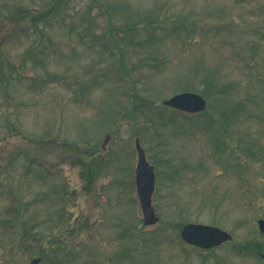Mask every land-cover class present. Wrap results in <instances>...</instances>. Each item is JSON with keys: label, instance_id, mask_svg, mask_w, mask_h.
Masks as SVG:
<instances>
[{"label": "rangeland", "instance_id": "rangeland-1", "mask_svg": "<svg viewBox=\"0 0 264 264\" xmlns=\"http://www.w3.org/2000/svg\"><path fill=\"white\" fill-rule=\"evenodd\" d=\"M51 1L0 0V19L7 8ZM66 2L42 50H32L31 31L10 35L0 23V221L9 205L20 218L0 227V264H27L41 249L39 264H219L209 254L264 264L245 249L259 243L264 252V0ZM155 19L185 21L177 27L195 41L168 25L152 37L150 25L124 31ZM27 70L59 78L33 90L19 77ZM183 90L206 93V110L188 116L162 105ZM136 137L156 174L159 220L150 226L134 187ZM90 158L85 177L81 160ZM187 222L223 228L232 242L186 245Z\"/></svg>", "mask_w": 264, "mask_h": 264}, {"label": "trees", "instance_id": "trees-1", "mask_svg": "<svg viewBox=\"0 0 264 264\" xmlns=\"http://www.w3.org/2000/svg\"><path fill=\"white\" fill-rule=\"evenodd\" d=\"M67 0H53L51 2L44 3L38 7H34L33 10H28L27 8H23L20 6H16L14 9L7 8L6 12L2 13L0 23L4 24L5 28H8L10 26V35H15V34H22V33H31L35 34V41L37 43L32 47V50H42L45 46L44 41V36L47 33L46 29L50 28L53 26V22L60 20H64L65 17L67 16ZM96 3V2H95ZM218 23V22H217ZM214 25L212 27V30L215 33L220 32V26L218 24ZM111 17L108 19V25H111ZM196 24V23H195ZM139 25H146L147 27L153 26L151 28V32H149V36H153L155 32H157V26L159 27H164V31L166 30V26H170L173 30L174 37L176 38L177 34H179L178 30H182V36L178 37L177 39L182 40L184 42L186 40L193 42L195 41V38L193 36H189L191 30L189 28H184V27H177V26H188V24L185 21H175L173 23L169 22L168 20H160V19H155L150 21V23H144L142 20H138L134 23L131 24H124V31L128 30V32L131 31H136L137 26ZM197 27V24H196ZM196 27L194 30H196ZM112 32L108 31V36H111V40H113V44L116 42L113 39V36L111 34ZM128 34V33H127ZM132 37H134L135 33H130ZM104 41L106 42V36L103 38ZM48 40V39H47ZM46 40V41H47ZM117 44V43H116ZM245 59V57H244ZM0 76L2 79H5L7 77L6 72L4 71V66L1 64L0 65ZM26 79L29 84L30 88H34L33 90H36L37 88H43L47 84H53L58 81V76L52 73H47L46 76L40 75L38 72L32 71V70H27L25 73H20L19 77H22ZM202 93V92H200ZM205 97H207V94L202 93ZM214 119H210V122H215L213 121ZM258 139V138H257ZM260 140V138H259ZM261 141H264V137L261 136ZM263 148V147H262ZM84 169L82 170V175L85 177H90L92 174V158H90L88 161L85 159L81 160ZM241 186V183H240ZM250 186V185H249ZM251 192L253 191L252 189H249ZM6 195L8 197H13L10 191H6ZM246 199L248 197L246 196ZM251 202V200H250ZM6 213L9 214V218L6 220H1L0 221V227L4 232L10 231L16 224L17 219L19 218L17 214V208L15 205H9L8 208L6 209ZM20 219V218H19ZM19 221V220H18ZM29 226L24 227V235L28 233ZM22 244L23 241L19 242V246L22 248H25ZM245 249L252 248V251H258L260 248L259 243H247ZM28 248V247H27ZM41 255L45 254L44 250L41 249L40 251Z\"/></svg>", "mask_w": 264, "mask_h": 264}, {"label": "water", "instance_id": "water-1", "mask_svg": "<svg viewBox=\"0 0 264 264\" xmlns=\"http://www.w3.org/2000/svg\"><path fill=\"white\" fill-rule=\"evenodd\" d=\"M163 104L191 113L199 112L206 108L205 99L200 94L189 91L174 94L168 99H165ZM108 138L109 134L106 135L104 144ZM136 149L138 153V160L135 168L137 195L143 213L144 224H152L158 220L151 199L154 190L155 174L153 167L146 159L145 151L138 139H136ZM258 224L259 228L264 232V219L260 218ZM180 235L184 241L203 248L219 245L231 238V234L225 230L202 223L185 224ZM262 256L264 258V254H262ZM39 261L40 258H33L28 264H37Z\"/></svg>", "mask_w": 264, "mask_h": 264}, {"label": "flooded vegetation", "instance_id": "flooded-vegetation-1", "mask_svg": "<svg viewBox=\"0 0 264 264\" xmlns=\"http://www.w3.org/2000/svg\"><path fill=\"white\" fill-rule=\"evenodd\" d=\"M213 261L219 264H229V258H225L224 254H209Z\"/></svg>", "mask_w": 264, "mask_h": 264}]
</instances>
